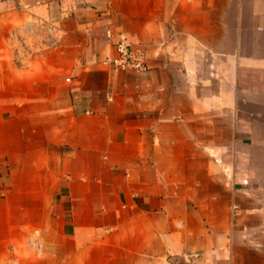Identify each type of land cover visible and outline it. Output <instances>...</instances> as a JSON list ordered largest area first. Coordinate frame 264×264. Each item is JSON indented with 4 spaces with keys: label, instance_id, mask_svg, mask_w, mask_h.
<instances>
[{
    "label": "crops",
    "instance_id": "1",
    "mask_svg": "<svg viewBox=\"0 0 264 264\" xmlns=\"http://www.w3.org/2000/svg\"><path fill=\"white\" fill-rule=\"evenodd\" d=\"M162 261L264 264V0H0V264Z\"/></svg>",
    "mask_w": 264,
    "mask_h": 264
},
{
    "label": "built area",
    "instance_id": "2",
    "mask_svg": "<svg viewBox=\"0 0 264 264\" xmlns=\"http://www.w3.org/2000/svg\"><path fill=\"white\" fill-rule=\"evenodd\" d=\"M31 25V22L28 23L24 30H22L23 32L14 30L9 34L12 47L18 45L23 51H27V54L31 53L36 48L33 46L32 42L29 41V37L34 35V30ZM47 30L52 31V26H48ZM106 36L111 40L114 48V55L109 57V62L114 69L135 70L140 72L148 70L144 53L132 47L130 40L124 32L121 30L114 31L112 27H108L106 29ZM29 43H31L32 48H30ZM237 207L236 204L232 205L233 209H237Z\"/></svg>",
    "mask_w": 264,
    "mask_h": 264
},
{
    "label": "rangeland",
    "instance_id": "3",
    "mask_svg": "<svg viewBox=\"0 0 264 264\" xmlns=\"http://www.w3.org/2000/svg\"><path fill=\"white\" fill-rule=\"evenodd\" d=\"M113 46V45H112ZM166 262L165 261H162V262H159V264H165Z\"/></svg>",
    "mask_w": 264,
    "mask_h": 264
},
{
    "label": "bare ground",
    "instance_id": "4",
    "mask_svg": "<svg viewBox=\"0 0 264 264\" xmlns=\"http://www.w3.org/2000/svg\"><path fill=\"white\" fill-rule=\"evenodd\" d=\"M158 264H159V263H158ZM165 264H170V263H167V262H166Z\"/></svg>",
    "mask_w": 264,
    "mask_h": 264
}]
</instances>
